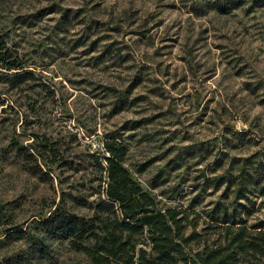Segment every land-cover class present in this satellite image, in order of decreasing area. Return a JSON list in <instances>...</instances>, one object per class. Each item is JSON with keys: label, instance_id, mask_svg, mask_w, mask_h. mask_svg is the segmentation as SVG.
<instances>
[{"label": "rangeland", "instance_id": "374dc122", "mask_svg": "<svg viewBox=\"0 0 264 264\" xmlns=\"http://www.w3.org/2000/svg\"><path fill=\"white\" fill-rule=\"evenodd\" d=\"M0 31L32 74L0 78V264H89L41 221L94 214L106 140L200 241L264 231V0H0Z\"/></svg>", "mask_w": 264, "mask_h": 264}, {"label": "trees", "instance_id": "16d2710c", "mask_svg": "<svg viewBox=\"0 0 264 264\" xmlns=\"http://www.w3.org/2000/svg\"><path fill=\"white\" fill-rule=\"evenodd\" d=\"M23 68L6 34L0 31V78L20 84L32 77L31 71ZM103 145L108 154L104 158L105 198L97 203L94 214L77 216L55 206L41 221L48 230L69 236L71 246L89 264H234L239 255L264 259L263 230L224 225L223 236L200 241L197 223L189 219L188 212L153 207L152 198L122 164L124 146L108 140ZM24 150L17 149L19 154ZM139 236L146 237L148 249L139 246L144 243ZM191 244L201 248L191 252Z\"/></svg>", "mask_w": 264, "mask_h": 264}]
</instances>
